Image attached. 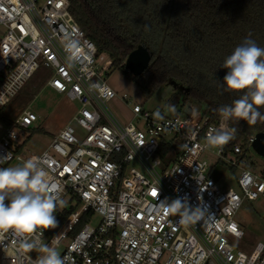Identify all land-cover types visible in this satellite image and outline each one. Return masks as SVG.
<instances>
[{"label":"built area","instance_id":"obj_1","mask_svg":"<svg viewBox=\"0 0 264 264\" xmlns=\"http://www.w3.org/2000/svg\"><path fill=\"white\" fill-rule=\"evenodd\" d=\"M0 26L7 30L0 41V108L41 67L51 72L47 86L81 106L74 120L84 138L67 124L44 152L22 158L23 144H15L18 132L38 120L27 110L5 126L0 139V157H6L0 167L15 159L44 161L66 202L56 212L59 226L45 232V243L58 237V250L62 247L69 264H264L263 243L246 253L228 239L244 237L235 216L245 200H264V174L241 163V143L228 148L231 140L216 151L205 147L207 133L219 127L220 119L210 123L192 103L189 114L163 119L135 105L136 123L122 124L108 106L119 98L107 82L112 61L98 55L72 15L70 0H0ZM70 41L78 46L74 60L65 48ZM163 140L181 146L168 166L159 155ZM207 153L240 171L239 192L219 188L203 158ZM177 198L200 207L203 217L185 226L159 206ZM0 252L1 264H33L38 255Z\"/></svg>","mask_w":264,"mask_h":264},{"label":"trees","instance_id":"obj_2","mask_svg":"<svg viewBox=\"0 0 264 264\" xmlns=\"http://www.w3.org/2000/svg\"><path fill=\"white\" fill-rule=\"evenodd\" d=\"M70 2L72 15L96 45L98 55H106L112 61L111 69L121 71L148 98L173 85L171 101L182 102L183 108L187 103L198 105L210 123L220 119L216 109L230 105L242 95L223 91L227 70L220 66L224 59L245 37L264 47V0ZM140 45L146 47L152 57L148 69L140 76H133L126 68V60ZM259 111L264 114V107ZM0 120L9 126L15 119L0 115ZM229 126L236 128V133L228 148L241 143L244 151L241 163L257 171L250 137L264 132V119L257 118L254 123L230 121ZM180 151L178 142L163 140L159 155L168 166ZM229 168L233 172L237 170Z\"/></svg>","mask_w":264,"mask_h":264},{"label":"clouds","instance_id":"obj_3","mask_svg":"<svg viewBox=\"0 0 264 264\" xmlns=\"http://www.w3.org/2000/svg\"><path fill=\"white\" fill-rule=\"evenodd\" d=\"M65 48L69 60L78 56L77 42L70 41ZM220 67L227 70L222 82L223 91L242 95L230 105L216 109L219 127L209 130L205 147H221L234 139L236 128L229 126L230 121L254 123L257 118L264 119V114L259 111L264 107V47L245 37ZM165 107L169 112L176 111L174 105ZM154 116L163 119L159 110ZM43 164L42 160L28 159L22 165L0 167V248L6 254H12L11 249L19 253L35 251L38 255L33 264H69V257H62L58 251V237L51 245L43 241L47 230L59 226L56 212L66 203ZM159 206L166 213L178 215L179 223L185 226L196 223L204 215L200 207L191 208L187 199L177 198L171 203L165 200ZM6 241H10V246Z\"/></svg>","mask_w":264,"mask_h":264},{"label":"rangeland","instance_id":"obj_4","mask_svg":"<svg viewBox=\"0 0 264 264\" xmlns=\"http://www.w3.org/2000/svg\"><path fill=\"white\" fill-rule=\"evenodd\" d=\"M7 30L0 26V41L6 34ZM51 77V72L41 67L35 75L29 79L20 89L12 102L0 109V115L8 118L16 119L24 111L35 113L38 120L34 122L32 129H40L32 132L28 129L19 130L18 139L15 140L16 145H22L19 154L25 158L31 154H41L52 142L53 138L59 134L61 129L67 124H71L80 138H84L86 132L76 123L74 116L81 108L76 101H71L65 93H57L47 86V82ZM108 84L118 93L119 98L127 95L125 101H119L115 98L108 103L110 110L122 124L131 121L136 123L133 118L131 109L135 105H140L146 111L155 113L160 111L162 117L174 118L177 115L184 114L183 103H173L171 94L164 95L165 90L156 92L151 98H148L145 92L121 71L110 69L107 72ZM188 104V103H187ZM167 105H174L175 113L167 111ZM5 123L0 120V139L4 134ZM172 139L173 135H169L168 139ZM216 151L217 147H209ZM252 159L256 165L258 173L264 171V157L257 155L252 151ZM203 158L210 166V176L215 180L219 188L226 191L233 188L240 191L237 183V177L240 171H232L229 165L219 161V158L213 154L207 153ZM24 161L13 160L6 163L3 167H11L22 165ZM235 219L241 224L244 230L243 238H235L228 236L230 244L237 251L250 253L259 243L264 244V200L248 201L245 200L238 210ZM98 218L93 222L97 223ZM62 247L58 250L61 253ZM1 264V252H0Z\"/></svg>","mask_w":264,"mask_h":264},{"label":"water","instance_id":"obj_5","mask_svg":"<svg viewBox=\"0 0 264 264\" xmlns=\"http://www.w3.org/2000/svg\"><path fill=\"white\" fill-rule=\"evenodd\" d=\"M150 51L140 45L135 50H133L127 60L126 68L133 76L142 75L149 67L151 61ZM173 85H170L166 88L164 95H167L173 90ZM190 103L186 104L184 111L190 113ZM252 150L257 153V155L264 157V132H258L254 136V140L251 143Z\"/></svg>","mask_w":264,"mask_h":264},{"label":"crops","instance_id":"obj_6","mask_svg":"<svg viewBox=\"0 0 264 264\" xmlns=\"http://www.w3.org/2000/svg\"><path fill=\"white\" fill-rule=\"evenodd\" d=\"M119 101H121L120 99H119ZM186 106V105H185Z\"/></svg>","mask_w":264,"mask_h":264},{"label":"snow or ice","instance_id":"obj_7","mask_svg":"<svg viewBox=\"0 0 264 264\" xmlns=\"http://www.w3.org/2000/svg\"><path fill=\"white\" fill-rule=\"evenodd\" d=\"M153 194H155V191H154V193Z\"/></svg>","mask_w":264,"mask_h":264}]
</instances>
